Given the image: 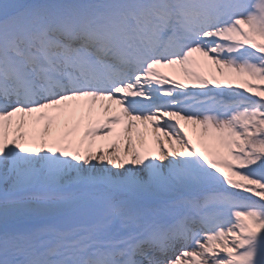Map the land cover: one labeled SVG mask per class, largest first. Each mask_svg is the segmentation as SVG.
Returning <instances> with one entry per match:
<instances>
[{"label": "snow or ice", "instance_id": "1", "mask_svg": "<svg viewBox=\"0 0 264 264\" xmlns=\"http://www.w3.org/2000/svg\"><path fill=\"white\" fill-rule=\"evenodd\" d=\"M0 264H264V0H0Z\"/></svg>", "mask_w": 264, "mask_h": 264}, {"label": "rangeland", "instance_id": "2", "mask_svg": "<svg viewBox=\"0 0 264 264\" xmlns=\"http://www.w3.org/2000/svg\"><path fill=\"white\" fill-rule=\"evenodd\" d=\"M160 71H161L164 75L168 76L169 78H176V77H175V74H174V72H173L172 69L162 68V69H160ZM100 143H101L100 141H97V144H100Z\"/></svg>", "mask_w": 264, "mask_h": 264}, {"label": "bare ground", "instance_id": "3", "mask_svg": "<svg viewBox=\"0 0 264 264\" xmlns=\"http://www.w3.org/2000/svg\"><path fill=\"white\" fill-rule=\"evenodd\" d=\"M181 123H183V121ZM186 127H188L189 129H191L192 126L191 125H186Z\"/></svg>", "mask_w": 264, "mask_h": 264}]
</instances>
